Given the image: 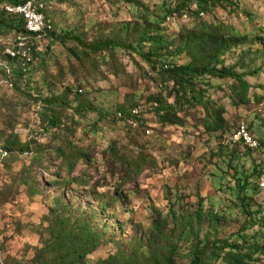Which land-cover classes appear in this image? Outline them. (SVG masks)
<instances>
[{"label": "rangeland", "instance_id": "1", "mask_svg": "<svg viewBox=\"0 0 264 264\" xmlns=\"http://www.w3.org/2000/svg\"><path fill=\"white\" fill-rule=\"evenodd\" d=\"M180 1L47 2L56 36L37 44L39 60L27 82L18 80L11 88L0 74V264H25L35 256L50 208L63 194L75 210L99 214L96 220L107 233L110 243L91 256L90 264L115 254L118 243L128 246L146 238L158 212L168 216L172 204L178 213L189 214L204 199V210L220 216L223 239L240 235L246 226L239 196H248L264 217V190L255 189L264 173V45L259 40L264 39V0H232L233 5L217 6L204 16H179L162 24L167 44L180 53L182 64L193 60L187 38L202 29L220 27L228 37L247 36L246 44L235 45L218 63L245 75L247 91L235 78L208 76L198 84L211 114L223 115L224 128L212 132L204 107L177 102L175 84L163 78V62L151 65L143 58L149 44L140 53L129 48L145 30V16L158 22L166 5L175 8ZM12 39L2 37L1 43ZM101 43L107 48L94 52L91 45ZM159 96L177 103L175 122L162 120L157 112L160 104L154 99ZM54 97L57 103L47 112L44 100ZM122 106L140 110L147 126L140 122L134 128L119 120ZM49 116L59 119V128L46 127ZM244 122L263 143L253 154L234 140ZM18 139L27 151L14 144ZM71 144L80 157L69 173L57 151L69 150ZM7 145L14 151L1 154ZM237 152L242 160L234 161ZM237 165L250 176L248 190L235 177ZM101 203L109 205L105 214ZM209 228L206 221L204 236ZM257 231L264 229L254 225L247 233ZM177 263L189 261L181 255ZM214 264L224 263L219 259Z\"/></svg>", "mask_w": 264, "mask_h": 264}, {"label": "trees", "instance_id": "2", "mask_svg": "<svg viewBox=\"0 0 264 264\" xmlns=\"http://www.w3.org/2000/svg\"><path fill=\"white\" fill-rule=\"evenodd\" d=\"M48 1L44 0L46 5L45 14L53 21L52 16L49 14ZM127 2L132 5L137 4L136 0H127ZM232 2V0H181L175 8L166 5L167 7L162 10L158 22L153 23L149 20V17H144L146 20L145 30L140 34L138 44L134 42L129 47L131 50L140 53L144 46L149 44V51L147 54H142L143 58L149 61L151 65L159 61L163 62L165 65L163 78L165 82L175 84L178 103L182 104V101H186L196 107H204L208 111L207 130L210 132L224 128L223 115L221 113L211 114L207 98L202 89H199L198 84L208 76L235 78L242 83L247 91L249 86L244 80L245 75L237 73L234 69L218 66V63L222 62L223 56L229 53L235 45L246 44V41H248L247 36L241 37L234 34L233 37H228L220 27H207L206 31L202 29L203 32L195 33L187 38L186 43L188 48L192 50L193 60L182 64L177 61L180 53L173 52L167 44L168 39L164 35L166 31L162 28V24L167 23V21H174L179 16L193 17L196 15L201 17L205 13L212 12L217 6L233 5ZM19 4L20 0H0V62L9 64L12 70L11 74H8L7 69L0 66V74L3 75L1 82L11 88H15L19 82L26 83L32 69L36 67L39 60L37 44L46 42L56 36L54 28V31L45 40L35 43L32 54L34 59L27 67H23L17 60H11L4 55L8 43H1V38L9 36L17 38L25 33V19L6 12L7 7H16ZM136 33L138 32L136 31ZM259 40L264 45V39ZM91 46L94 52L107 48L104 43ZM155 57L159 59L157 62H154ZM256 72H259V70ZM18 80L19 82H17ZM18 90L21 89L18 88ZM82 92L80 90L77 94ZM245 98L246 95H244L243 100L249 102ZM154 100L160 104L157 112L161 115L162 120L175 122L174 116L179 118V115H173L177 103L175 105L171 104L163 96H159ZM44 101L48 106L47 112L50 110V105L57 103L55 97ZM219 110L215 108V112ZM120 112L123 113V118L118 117ZM117 118L128 123L131 127H134V120L141 122L144 128L147 126L146 119L142 115L138 117L134 115L133 109L127 110L123 106L117 113ZM212 119H215V122H212ZM44 123L46 127L59 128L60 121L49 116L45 117ZM145 131L147 132V130ZM260 143V148H262L263 143L261 141ZM14 144L22 151L29 149L27 145L21 144L19 139L18 144ZM238 144L244 146L249 154H253L260 149H252L244 143ZM4 149L5 151L1 150V154L8 155L14 151L13 146L10 145L5 146ZM57 152L67 162L69 173L73 172L80 153L75 151L72 144L69 150L59 148ZM233 158H235L234 161L242 160V156L238 152L233 155ZM142 172L143 169L139 170L137 176L141 175ZM262 174L264 173L262 172ZM235 177L240 182L242 189L248 190L250 176L241 171L238 165L235 169ZM255 189L261 190L259 184L255 186ZM239 198L243 202V212L246 215V226L240 235H233L228 239L221 238L220 216L216 215L213 210L208 212L204 210V199L201 200L199 210L189 214L178 213L176 205L172 204L168 216H165L163 212H158L154 219L151 234L147 235L146 238L131 240L128 246L124 243H118L117 252L107 259L100 260L97 264H179L177 262L181 255L188 259L189 264H214L219 259L224 264H264V244L261 242V239L264 238V231L262 233L257 231L252 235L247 233V231L252 230L254 225H261L264 229V217L260 215L261 208L255 211L248 203V196H239ZM108 208L109 205L101 203L100 209L103 214L108 211ZM99 216L91 210L84 212L75 210L71 203L67 202V197L64 194L55 197L54 204L50 208L48 227L44 236H42V240H40L41 246L36 249L35 256L25 264H90L91 256L104 245L110 243L106 240L107 233L100 229V224L96 220ZM206 221L210 223V228L204 236L203 226ZM182 242L189 245L187 251L182 248Z\"/></svg>", "mask_w": 264, "mask_h": 264}, {"label": "built area", "instance_id": "3", "mask_svg": "<svg viewBox=\"0 0 264 264\" xmlns=\"http://www.w3.org/2000/svg\"><path fill=\"white\" fill-rule=\"evenodd\" d=\"M6 12L13 15L21 16L25 19V33L12 39L4 51V55L11 60H17L23 67L29 66L33 62V47L36 42L45 40L50 33L54 31V22L45 14L46 5L44 0H20V4L16 7H7ZM7 69L8 74H11L10 65L1 63ZM12 86V85H11ZM134 115L141 117V111H133ZM123 113H119V118H123ZM133 125L138 128L140 122L135 121ZM151 135L152 131L149 130ZM234 140L237 143H244L252 149H259L261 147L260 141L252 135L249 126L246 122L242 123L236 134ZM261 190H264V174L259 181Z\"/></svg>", "mask_w": 264, "mask_h": 264}]
</instances>
